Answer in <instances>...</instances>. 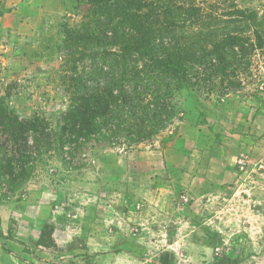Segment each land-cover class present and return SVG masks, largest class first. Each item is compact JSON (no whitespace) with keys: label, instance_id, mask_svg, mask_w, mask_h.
<instances>
[{"label":"rangeland","instance_id":"374dc122","mask_svg":"<svg viewBox=\"0 0 264 264\" xmlns=\"http://www.w3.org/2000/svg\"><path fill=\"white\" fill-rule=\"evenodd\" d=\"M3 1L0 102L55 118L81 72L64 67L67 47L76 51L64 33L80 28L86 8L44 0L36 31H16L33 11L4 19ZM211 3L264 14V0ZM254 59L239 88L216 82L200 97L177 94L172 124L143 144L92 154L73 172L39 161L0 206V264H264V57Z\"/></svg>","mask_w":264,"mask_h":264},{"label":"trees","instance_id":"16d2710c","mask_svg":"<svg viewBox=\"0 0 264 264\" xmlns=\"http://www.w3.org/2000/svg\"><path fill=\"white\" fill-rule=\"evenodd\" d=\"M76 2L86 9L80 28L64 33L76 50L67 47L72 66L64 67L81 68L67 81L69 106L48 119L0 102V206L44 157L73 172L92 154L143 144L172 124L177 94L200 97L218 82L239 88L254 58L264 57V14L254 11L211 0ZM87 46L96 50L85 55Z\"/></svg>","mask_w":264,"mask_h":264},{"label":"crops","instance_id":"0c3cea01","mask_svg":"<svg viewBox=\"0 0 264 264\" xmlns=\"http://www.w3.org/2000/svg\"><path fill=\"white\" fill-rule=\"evenodd\" d=\"M6 1V0H4ZM1 3V9H5L4 11V19L5 17L7 18L8 16H14V15H19L22 11L21 10H32L33 11V17H29V21L27 20H23V22H19L17 23V25L14 27L17 30H24L26 29L25 27L30 26L28 29H32L33 31H36V29L38 28V22L35 16H39V18L44 14V0L39 1V3L37 5H35L33 2H31L32 4L29 3V0H23V2H21V0H12L11 3H5V2ZM13 2V3H12ZM27 2V3H26ZM13 7L14 9H12L11 11H9V9ZM3 11V10H2ZM32 20L36 21L35 25L32 27L31 26V22H33ZM7 30H14V28H8V26H6ZM15 33V32H14Z\"/></svg>","mask_w":264,"mask_h":264}]
</instances>
